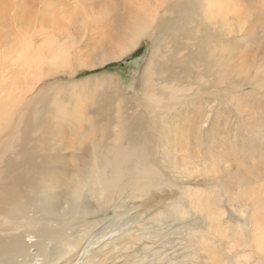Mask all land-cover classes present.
I'll return each instance as SVG.
<instances>
[{"label":"rangeland","instance_id":"rangeland-1","mask_svg":"<svg viewBox=\"0 0 264 264\" xmlns=\"http://www.w3.org/2000/svg\"><path fill=\"white\" fill-rule=\"evenodd\" d=\"M124 1L156 15L119 56ZM188 1L0 0V176L46 207L50 264H264L242 238L264 216V0H219L217 24Z\"/></svg>","mask_w":264,"mask_h":264},{"label":"bare ground","instance_id":"bare-ground-1","mask_svg":"<svg viewBox=\"0 0 264 264\" xmlns=\"http://www.w3.org/2000/svg\"><path fill=\"white\" fill-rule=\"evenodd\" d=\"M202 1H205L206 3V6H205L206 17H208L212 22H215L216 24L218 22H221L220 20L223 17V8H225V4H222L219 0H199L200 3ZM166 3H167V0H166ZM195 3H196L195 1L189 0L188 3L185 5L186 6L189 5L191 7V6H194ZM146 6L144 5V3L139 2L138 4L131 5L128 10L126 9L127 5L125 1L122 3V8H121L122 11L124 13H127V11L130 13L128 30L127 28L124 30L126 34L127 32H129L128 34H130V38L128 39V46L124 50H122V52L119 53V56L126 54V52H128L131 49H134L139 44L140 40L146 35V33H148L147 29H149V24L153 23L154 16L156 15V11L153 7L151 9L150 7H146ZM119 17L122 18V15H120ZM220 25L218 24L217 28L219 31H222L221 30L222 26ZM153 42L156 45V38L153 39ZM52 43L54 44V42ZM24 45H25L24 51L21 50L17 56L18 59L16 58V60L14 61L17 67H19L20 70L23 72L25 70L24 67L26 66L24 64V61H27V57H26V55L28 54L27 52H29V50L31 49L29 45H26V44ZM57 56L52 57V63H55V65H57L56 63H58V66L60 64L63 65L64 62L60 59V57H57ZM41 59L43 58L41 57ZM26 64H29V63H26ZM29 67H30V64H29ZM148 72H150V68L148 69ZM144 82L145 83L143 84V86H145V90L143 87L142 93H144L145 97L154 98L155 95L150 90L151 80L146 79L144 80ZM13 106L14 104L11 103L6 109V111L0 108V135L2 134L1 132L7 131L10 129L9 127L12 121V116H13L12 114L14 113V111H12L11 109L13 110L15 109L13 108ZM13 129H14V126H13ZM125 157L129 158L127 155H125ZM134 158L139 160V155H135ZM0 181H1V187H2V190L0 192V221L3 224V227L0 228V264H3V259L5 258L11 260L10 264H21L22 262H18L17 260H14V259L17 257L26 258L30 256L29 249L30 247H33V246H35L36 249L40 248L39 250L40 252L38 255L39 258L42 257L43 258L42 260L48 259L45 264L52 263L53 262L52 258L54 254L53 252H51V249L49 246L52 243V238L50 234V229L46 228L48 227L46 226L47 224H51V220H49V218H47L44 215L46 214V212L42 211V209L46 210V207L44 206L41 208L42 203L39 201L41 204H38L37 202L33 201L31 197H28L24 201H20V200L10 201L12 186H10V184L2 176H0ZM103 203L104 201L102 199L99 200L100 206H102ZM39 208H40V211H39ZM35 215H40L39 216L40 218L36 217ZM244 216L245 215H243V217ZM243 219L244 221H246V223L242 226V236H243L242 238H243V244H244L243 247L245 246V247L250 248L252 246V243L254 244L257 243L256 246L261 248V243L263 242V238H264L263 229L261 228L264 225V216L263 215L259 216L258 214H254L251 217H249L247 220H245V218ZM251 220H253L255 225L253 222L252 223L250 222ZM256 222L258 224H256ZM32 226L35 227V229H33V232L29 231L30 228H33ZM249 227L253 228L252 229L253 233L257 232L256 233L257 235L252 239V241H250L247 235L248 234L247 230L249 229ZM40 231H42L43 233L40 234V236H38L39 238L36 237L37 240L34 241V243H32L31 241L32 237L30 236L33 235V237L35 238V235H36L35 232H40ZM26 237H29V242H30L29 244L24 240ZM93 243L94 241L91 240L81 250L80 256L78 257V260L76 263L82 260L83 256L87 254L88 250H90V247L93 245ZM9 247L10 249L11 248L14 249V251L16 252L15 255L13 256L14 257L13 259L10 258L8 256V252H6ZM67 247L70 250L73 249V247L70 245H67ZM3 255L4 257H2ZM258 262H260V260Z\"/></svg>","mask_w":264,"mask_h":264}]
</instances>
